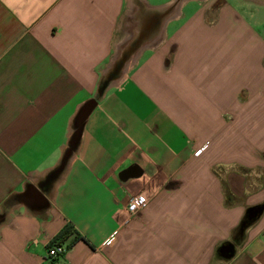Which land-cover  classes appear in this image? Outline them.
I'll use <instances>...</instances> for the list:
<instances>
[{"label": "crops", "instance_id": "crops-1", "mask_svg": "<svg viewBox=\"0 0 264 264\" xmlns=\"http://www.w3.org/2000/svg\"><path fill=\"white\" fill-rule=\"evenodd\" d=\"M139 1L0 0V264H264V37Z\"/></svg>", "mask_w": 264, "mask_h": 264}, {"label": "rangeland", "instance_id": "rangeland-1", "mask_svg": "<svg viewBox=\"0 0 264 264\" xmlns=\"http://www.w3.org/2000/svg\"><path fill=\"white\" fill-rule=\"evenodd\" d=\"M160 1L163 0H153V2ZM234 2L238 6L241 15L249 21L256 33L264 37V3L261 0H234ZM132 4L138 5V7L142 6L139 0H132ZM120 69L121 65H117L112 73H119Z\"/></svg>", "mask_w": 264, "mask_h": 264}, {"label": "water", "instance_id": "water-1", "mask_svg": "<svg viewBox=\"0 0 264 264\" xmlns=\"http://www.w3.org/2000/svg\"><path fill=\"white\" fill-rule=\"evenodd\" d=\"M177 3L182 4L186 1H199V0H175ZM264 3V0H261ZM70 151L66 153V157H68ZM263 206L262 205H255L246 209L243 219L239 225L237 230L238 235H242L244 230L253 224L262 214ZM217 255L224 259L229 260L234 255V245L232 243H225L217 249Z\"/></svg>", "mask_w": 264, "mask_h": 264}, {"label": "built area", "instance_id": "built-area-1", "mask_svg": "<svg viewBox=\"0 0 264 264\" xmlns=\"http://www.w3.org/2000/svg\"><path fill=\"white\" fill-rule=\"evenodd\" d=\"M145 203L146 200L144 199L143 196L133 197L128 201L127 211L130 214H134L137 211H139L142 207H144ZM110 242L111 240H108L107 244H109ZM65 250H66L65 247L61 245H52L47 249V255L49 257H59L65 253Z\"/></svg>", "mask_w": 264, "mask_h": 264}, {"label": "trees", "instance_id": "trees-1", "mask_svg": "<svg viewBox=\"0 0 264 264\" xmlns=\"http://www.w3.org/2000/svg\"><path fill=\"white\" fill-rule=\"evenodd\" d=\"M133 173H139V170L135 167H133L132 169L125 171L123 173V175H130ZM226 197L228 198L229 195L226 193ZM68 234H74V238L72 240V242L70 243V245H73L75 242H77L79 240L78 235L74 232H71L70 227H65L59 234L58 236L53 240V242L51 244H56V243H60V241L64 240Z\"/></svg>", "mask_w": 264, "mask_h": 264}, {"label": "bare ground", "instance_id": "bare-ground-1", "mask_svg": "<svg viewBox=\"0 0 264 264\" xmlns=\"http://www.w3.org/2000/svg\"><path fill=\"white\" fill-rule=\"evenodd\" d=\"M172 3L175 4V5H177V6H178V4H179V3H177L175 0H173Z\"/></svg>", "mask_w": 264, "mask_h": 264}]
</instances>
